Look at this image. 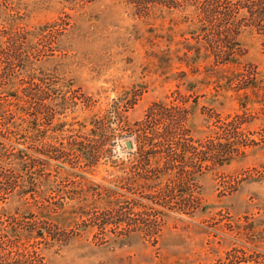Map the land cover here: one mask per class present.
<instances>
[{"label":"trees","instance_id":"1","mask_svg":"<svg viewBox=\"0 0 264 264\" xmlns=\"http://www.w3.org/2000/svg\"><path fill=\"white\" fill-rule=\"evenodd\" d=\"M181 1L186 4H178L180 0L138 2L140 16L151 15L159 5L172 13L190 12L184 20L189 39L184 40L182 50H175L173 58L169 54L155 58L159 65L177 60L192 75L203 73L207 82L214 79L215 93L229 94L238 108L232 116H217L220 125L216 131L210 130L204 141H193L181 124L187 112L184 108L165 110L154 105L140 129L126 133L134 137L128 152L133 157L130 167L122 163L116 167L107 156L113 149H105L110 136L121 139L126 132L118 125H123L120 114L115 116L116 128L106 122L108 113L68 121L77 111L91 108L77 97L74 82L66 80L65 71L59 69L61 64L47 67L49 59L67 57L59 47L69 26L65 18L25 28L19 27V16L2 17L7 28L0 31V264H45L41 247L64 248L91 231H97L94 238L101 246L110 239L122 244L135 234L157 238L164 217L173 212L168 202L172 191L181 184L169 180L172 171L192 184L196 172L202 175L203 171L228 166L258 145L245 126L250 109L261 107L264 115V62L260 67L242 62L246 53L242 38L245 33L259 36L264 55V0ZM182 74L187 75L185 71ZM155 116L165 122L162 134L154 128L158 126ZM209 117H213L211 112ZM193 143L200 146L198 157L192 155L197 150ZM103 158L105 163L100 162ZM99 165L117 169L120 175L109 179H117L124 188L146 192L147 200L163 209L161 220L136 221L134 208L123 195L74 181L76 172L98 169ZM50 174L56 179L51 180ZM158 189L162 195H156ZM195 191L187 193L186 214L192 218L208 209ZM230 253L215 263L252 261L244 253L238 256L236 250Z\"/></svg>","mask_w":264,"mask_h":264},{"label":"rangeland","instance_id":"2","mask_svg":"<svg viewBox=\"0 0 264 264\" xmlns=\"http://www.w3.org/2000/svg\"><path fill=\"white\" fill-rule=\"evenodd\" d=\"M138 2L0 0V31L6 27L1 21L5 14L19 16V27L25 28L58 18H65L69 23L66 35L59 43L67 57L49 59L47 67L50 69L51 63L61 64L59 69L65 71L66 80L74 82L77 97L90 104V110L77 111L68 121L71 117L83 121L91 114L108 113L106 122L114 128L116 114L122 116L123 125H118L125 127L126 132L121 134L123 138L113 140L114 135L110 136L105 146L106 150L113 149L107 156L116 167L121 163L124 167L132 166L133 157L128 153L132 150L127 149L125 143L133 142L134 137H128L126 133L139 130L154 105L165 110L172 106L184 108L187 112L182 115L181 124L193 141H204L210 130L216 131L220 125L216 122L217 116L221 119L232 116L238 108L229 94L215 93L214 79L207 82L203 73L192 75L177 60L159 65L155 58L162 54L173 58L175 50H182L186 44L184 40L189 39L184 23L190 15L189 10L172 13L159 5L151 15L140 16ZM178 4L186 3L180 0ZM242 43L246 49L242 62L260 67L264 62L260 37L245 33ZM202 68L203 65L201 71ZM182 71L187 73L186 77ZM210 112L213 117H209ZM249 113V124L245 127L258 145L249 149L247 156L237 157L228 166L203 171L202 175L196 172L194 184H188L184 176L178 177V172L172 171L169 180L181 184L172 191V199L168 202L173 205V212L164 217L159 237L144 239L135 234L122 244L110 239L101 246L94 238L97 231H91L64 248L41 247L44 263L216 264L220 259L224 261L232 249L238 256L244 253L252 257L249 264H264V115L261 107L250 109ZM154 119L158 124L154 128L164 133L165 122L158 121V116ZM117 133L121 132L117 130ZM195 146L197 150L192 155L198 157L196 154L201 149L198 143H193ZM175 153L182 154L179 150ZM100 162L105 163V158ZM117 171L108 165H99L98 169L76 172L73 179L77 183L110 190L115 196L123 195L134 208L132 213L136 221L161 220L159 214L163 209L150 203L146 192L133 193L117 179H109L111 175H120ZM50 179L56 177L50 174ZM194 189L202 195L208 209L205 214L192 218L186 214L187 193ZM158 193L162 195L163 192L158 189L156 195ZM14 205L11 200L10 207Z\"/></svg>","mask_w":264,"mask_h":264},{"label":"water","instance_id":"3","mask_svg":"<svg viewBox=\"0 0 264 264\" xmlns=\"http://www.w3.org/2000/svg\"><path fill=\"white\" fill-rule=\"evenodd\" d=\"M125 146H126L127 149H130V150H131V148H132V146H131V142H129V141H127V142L125 143Z\"/></svg>","mask_w":264,"mask_h":264}]
</instances>
